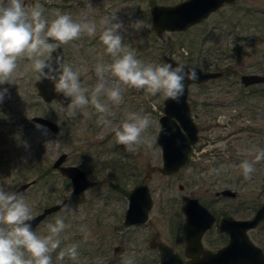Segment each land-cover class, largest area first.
Here are the masks:
<instances>
[{
    "label": "rangeland",
    "instance_id": "1",
    "mask_svg": "<svg viewBox=\"0 0 264 264\" xmlns=\"http://www.w3.org/2000/svg\"><path fill=\"white\" fill-rule=\"evenodd\" d=\"M178 1L23 0L26 8L36 3L42 5L43 15L49 22L56 18V12L71 15L75 22H95L94 36L83 34L60 45L65 62L80 71V82L89 90L86 93L89 98L98 84H104L100 100L110 111L108 115L98 113L89 103L73 112L68 107L71 102L62 104L56 98L43 100L34 83L37 73L27 57L18 60V67L10 78L13 83L0 85V90L8 89L0 102V188L13 191L20 183L34 179L22 193L32 215L46 205L64 200L59 209L47 214L33 229L36 235L44 237L49 235L48 225L55 224L57 218L68 225L61 233L60 248L51 254L52 264H124L125 259H131L133 264H157L159 252L157 247L149 245V240L157 234L156 238L176 250L181 249L182 207L190 192L207 198L211 196L208 192L216 188L236 190L237 195L230 197V215L236 218L251 216L264 200V161L255 164L251 180L244 179L239 167L246 159L254 160V149H264V80L251 90L253 87L243 88L237 79L241 71L264 72V0L225 2L186 29L166 30L162 36L154 34L150 5ZM7 4L8 0H0V5ZM113 14L124 25L119 32L122 43L145 64L164 65L166 53L183 63L209 68L233 64L237 68L234 83H230L229 73L209 81L208 86L189 85V101L193 113L198 115L200 141L217 138L220 133L228 134L233 126L239 125L232 116L235 110L248 115L255 111L251 121L262 126V132L238 130L234 135L229 133V137L221 135L216 144L209 140L204 148H198L185 167L174 173H162L158 168L162 163L161 149L156 139L165 97L124 85L110 71L103 73V79L96 72L97 64L113 62L100 40L105 27L101 20ZM137 21L142 22L139 30L131 26ZM49 43L58 42L49 39ZM237 49L240 54L235 56ZM115 87L122 92L123 102L119 105L108 100L105 94ZM130 112L147 114L154 121L144 133L155 137L151 148L141 145L128 152L116 142L115 130ZM35 114L55 119L58 131L30 120ZM102 116L110 123H98ZM61 152L67 153L64 164H77L96 183L73 193L70 178L52 165ZM152 168L149 184L154 205L149 220L142 224H124L129 191ZM227 201L226 198L221 202ZM82 228L86 231H81ZM249 234L264 249V223ZM117 244L123 249L114 252ZM70 245H78V260L68 257L57 260L59 251Z\"/></svg>",
    "mask_w": 264,
    "mask_h": 264
},
{
    "label": "clouds",
    "instance_id": "2",
    "mask_svg": "<svg viewBox=\"0 0 264 264\" xmlns=\"http://www.w3.org/2000/svg\"><path fill=\"white\" fill-rule=\"evenodd\" d=\"M104 31L100 40L106 46V52L113 57L110 65L99 63L96 72L103 79V73L110 71L120 82L136 89H144L155 96L162 94L176 103L180 102L185 90V81H195L198 74L195 69H187L182 64H145L136 58L135 52L122 43L119 34L123 22L116 14L101 20ZM134 29L142 28V22L131 25ZM95 22H75L71 15L56 12V18L49 22L43 15V7L36 3L26 8L23 0H8L7 5H0V85L13 83L10 79L18 67V60L27 57L32 69L42 79L49 80L57 93L70 98L68 107L75 112L91 103L98 113L108 115V107L101 102L104 84H98L86 95L88 89L80 82V71L74 70L61 57L53 61L45 59L60 44H67L79 39L83 34H96ZM49 39L58 44L49 43ZM8 89L0 90V102H3ZM108 100L119 105L123 102L119 87L111 88L106 93ZM98 123L109 124L101 117ZM154 121L145 114L135 112L127 114L121 126L115 130L116 142L125 146L128 152L144 145L151 148L155 137L144 133ZM162 130V129H160ZM264 161V149H254V160H244L239 165L245 180H251L256 171L255 164ZM33 219L30 206L19 192L5 191L0 188V264H52V253L61 245V233L68 227L62 218L55 224L48 225L49 235L41 237L33 231L30 221ZM86 231V229H81ZM65 257L76 261L79 257L78 245L61 249L57 260ZM124 264H133L125 259Z\"/></svg>",
    "mask_w": 264,
    "mask_h": 264
},
{
    "label": "water",
    "instance_id": "3",
    "mask_svg": "<svg viewBox=\"0 0 264 264\" xmlns=\"http://www.w3.org/2000/svg\"><path fill=\"white\" fill-rule=\"evenodd\" d=\"M232 1L234 0H180L173 4L152 3L149 9L151 31L162 36L166 30L186 29L223 3ZM56 57H61L63 61L66 60L61 45H58L45 59L51 62ZM163 58L165 64H171L173 67L182 64L186 70L195 69L198 74L197 80L185 81L184 94L179 103L164 98L163 111L158 117L159 126L156 141L161 149L162 158L161 166L158 168L162 173L169 174L177 172L186 163L192 145L198 140L197 123L191 114L187 99L189 84L217 77L222 72L204 69L193 63L179 62L166 53L163 54ZM241 79L244 84H250L263 81L264 75L254 72L244 73ZM34 83L38 95L43 100L51 101L56 98L62 104L71 102L70 98H65L63 94L57 93L54 85L49 80L42 79L38 73ZM30 120L46 125L52 131L59 129L58 122L49 116L35 114L30 116ZM66 157L67 153L61 152L52 165L70 178L73 193H80L96 183V180L89 178L86 171L77 164H64ZM152 171L153 168L148 170L142 179L130 189L123 219L124 224H142L149 220L150 211L154 205V197L149 185ZM33 182L34 179L22 182L12 192L23 193L26 187ZM220 192L230 196L236 194V191L230 188H223ZM63 203L64 200L46 205L41 211L33 214V219L30 221L32 229L47 214L59 209ZM184 210L186 225L184 252L180 253L174 250L171 245L162 240L156 241L152 237L149 240V245L158 249L157 264H264L262 248L255 244L247 233V229L264 220V202L249 218H220L218 227L229 234V240L215 250L205 248L200 239L202 232L214 224L215 215L195 196H190L185 201ZM121 249H123L121 244H117L114 248L115 252Z\"/></svg>",
    "mask_w": 264,
    "mask_h": 264
},
{
    "label": "flooded vegetation",
    "instance_id": "4",
    "mask_svg": "<svg viewBox=\"0 0 264 264\" xmlns=\"http://www.w3.org/2000/svg\"><path fill=\"white\" fill-rule=\"evenodd\" d=\"M235 50V49H234ZM239 53V50L237 49L236 50V53L234 54L235 56H237ZM240 54V53H239ZM198 65V64H197ZM199 66H202V65H199ZM204 69H208V70H214V71H221L222 73L217 76V77H212V78H209L207 80H202V81H199V82H192V83H204V85H206V83H209V81H213L215 80L216 78L220 77V76H226L230 73V83H234L235 80H236V77H237V68L235 66H233V64L230 66L229 65H226V66H214V67H207L206 65L202 66ZM240 71V70H239ZM260 73V74H263L264 75V72L261 71V72H255V71H251V72H247V71H241L239 73V78L237 77V79H239V81L241 82V86L243 88H250V87H253L251 88V90H254V88L256 87V84H258L259 82H254V83H250V84H244L242 79H241V76L244 74V73ZM191 84V83H190ZM189 84V85H190ZM208 86V85H206ZM258 90V89H257ZM188 102H189V105H190V110H191V114L193 115L194 117V120L196 121L197 123V127H198V140L192 145V149L190 150L189 152V158L188 160L186 161V163L182 166V167H185L188 162L190 161L191 159V156L192 154L198 149V148H204L205 145H207L208 141L209 140H212L214 144H216L220 139H217L218 137H220L221 135H223L222 137L225 138L228 136V134L230 133V135H234L235 133L239 131H242V132H262V126H260L259 124H253V122L251 121L252 119L255 118V114L256 112L255 111H250L252 113H250L251 115H248L246 113H243L240 111H237L235 110L234 113H233V117L236 118L237 121L240 122L239 125H236L235 127L233 126L231 128V131L228 133V134H218L216 137L217 138H213V137H208L209 140L207 139L206 141H200V137H201V133H200V125L197 121V116L198 115H195V112L193 113V107H192V103H190L189 101V89H188ZM213 104V102H211ZM231 123V122H230ZM229 137V136H228ZM228 139V138H227ZM228 142H230V140H228ZM230 145V143H229ZM219 147H221V145L219 144L218 145ZM227 149V148H226ZM220 150V149H219ZM230 151V146H229V149ZM234 152V149L231 148V152ZM241 151V150H240ZM243 152V150L241 151ZM233 158V156H231ZM236 159H238V157H236ZM180 167V169L182 168ZM179 169V170H180ZM150 185V184H149ZM181 187L180 188H183L182 184L180 185ZM223 188H229V187H222L220 189H215L214 191H212L211 193L208 192L211 196L210 197H203L201 196L200 194H196L194 192H190L189 195L187 197H185L184 201H183V224H181V230L183 229L184 231V235H183V243H182V247L181 249L179 250H176L172 245V247L174 248V250L180 252V253H183L184 252V248H185V244H186V241H185V232H186V225H185V210H184V205H185V201L190 197V196H195L198 198V200L205 206H207L208 210L215 215V222L212 226L206 228L203 232H202V235H201V243L202 245L207 248V249H210V250H215L217 248H219L220 246H222L223 244H225L228 240H229V234L226 233L225 231L223 230H220L219 227H218V221L220 220V218L222 217H226V218H236V217H233L230 215V197H233V196H230V195H226V194H223L220 192L221 189ZM151 189V187H150ZM231 189V188H230ZM213 190V189H212ZM234 190V189H233ZM152 191V189H151ZM207 191H209V188H207ZM236 191V190H235ZM237 195V191H236V194L234 196ZM227 198V202L226 203H222L221 201L223 199H226ZM264 202L261 201L257 208ZM221 203V204H220ZM257 208H255V211L257 210ZM254 211V213H255ZM253 213V214H254ZM253 214L251 216H253ZM251 216H248V217H239V218H249ZM262 223H264V220L260 221L257 225H255L254 227H251L249 229H247V233H248V236L250 238V232L253 231V230H256L257 228H259ZM153 237V236H152ZM157 237V234L154 235V239L157 241L161 240V239H158L156 238ZM251 239V238H250ZM252 240V239H251ZM163 241V240H162ZM253 241V240H252ZM254 242V241H253ZM166 243V242H165ZM255 244H257L256 242H254ZM168 244V243H167ZM170 245V244H169ZM259 245V244H257ZM260 246V245H259ZM264 252V249L262 246H260ZM115 248V247H114ZM115 252V250H114Z\"/></svg>",
    "mask_w": 264,
    "mask_h": 264
}]
</instances>
